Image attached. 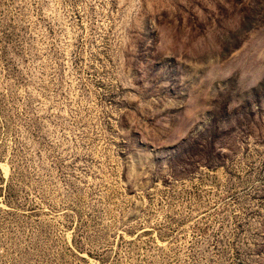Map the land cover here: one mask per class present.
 Segmentation results:
<instances>
[{
	"label": "rangeland",
	"instance_id": "1",
	"mask_svg": "<svg viewBox=\"0 0 264 264\" xmlns=\"http://www.w3.org/2000/svg\"><path fill=\"white\" fill-rule=\"evenodd\" d=\"M0 264H264V0H0Z\"/></svg>",
	"mask_w": 264,
	"mask_h": 264
}]
</instances>
